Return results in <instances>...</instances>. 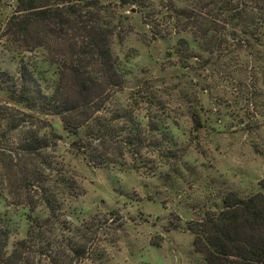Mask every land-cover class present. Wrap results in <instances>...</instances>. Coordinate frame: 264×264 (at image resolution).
Segmentation results:
<instances>
[{
	"label": "trees",
	"instance_id": "16d2710c",
	"mask_svg": "<svg viewBox=\"0 0 264 264\" xmlns=\"http://www.w3.org/2000/svg\"><path fill=\"white\" fill-rule=\"evenodd\" d=\"M132 6L148 41L175 36L165 53L181 72L176 86L163 74L127 86L112 44L127 27L118 9ZM263 25L264 0H15L0 20V42L16 63L14 72L0 65V143L13 145L7 159L0 155V264H67L84 249L75 234H63L71 231L64 187L75 198L79 186L51 154L60 142L95 168L124 165L128 156L137 169L148 147L168 156L175 144L168 96L186 94L190 75L204 79L221 56L260 40ZM184 106L201 128L196 107ZM21 122L26 130L15 132ZM260 183L264 190V176ZM15 219L25 227L12 238ZM196 222L187 229L204 264H264L263 192L229 191Z\"/></svg>",
	"mask_w": 264,
	"mask_h": 264
},
{
	"label": "rangeland",
	"instance_id": "374dc122",
	"mask_svg": "<svg viewBox=\"0 0 264 264\" xmlns=\"http://www.w3.org/2000/svg\"><path fill=\"white\" fill-rule=\"evenodd\" d=\"M14 2L0 0V20ZM118 10L126 15L127 27L112 45L125 60L127 86L160 74L168 85L176 86L173 75L181 72L169 66L165 53L175 36L148 41L135 7ZM260 30V40L221 56L212 71L204 70V79L190 75L184 85L186 94L175 90L167 95L171 100L167 118L175 140L168 156L148 147L137 169L128 156L124 165L95 168L67 151L62 142L51 152L64 164L62 175L79 186L75 198L74 189L64 187V216L71 231L64 229L63 234H75L84 247L66 259L67 264H204L188 223L200 221L204 211L217 207L229 191L241 197L264 193L260 183L264 176V25ZM0 65L9 72L16 69L2 42ZM4 99L0 94V106ZM184 104L196 107L201 128H194ZM25 124L21 122L15 132L26 130ZM4 142L0 155L7 159L13 145ZM12 201L7 197L8 206L14 205ZM15 221L12 238L20 237L25 227L23 220Z\"/></svg>",
	"mask_w": 264,
	"mask_h": 264
}]
</instances>
